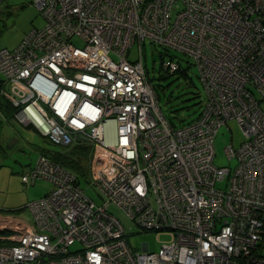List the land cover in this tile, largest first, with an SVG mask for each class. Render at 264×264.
I'll list each match as a JSON object with an SVG mask.
<instances>
[{"label":"built area","instance_id":"obj_1","mask_svg":"<svg viewBox=\"0 0 264 264\" xmlns=\"http://www.w3.org/2000/svg\"><path fill=\"white\" fill-rule=\"evenodd\" d=\"M33 3L45 22L0 48L1 94L19 123L53 143L94 144L90 175L104 202L39 154L22 181L51 188L26 204L33 223L0 213L10 242L0 264H264V0ZM145 40L192 58L205 89L195 120L175 127L162 113ZM161 68L172 74L180 62L164 58ZM229 119L244 139L224 148L234 165L220 166L213 139ZM110 203L170 239L132 250Z\"/></svg>","mask_w":264,"mask_h":264},{"label":"rangeland","instance_id":"obj_2","mask_svg":"<svg viewBox=\"0 0 264 264\" xmlns=\"http://www.w3.org/2000/svg\"><path fill=\"white\" fill-rule=\"evenodd\" d=\"M45 22L43 15L33 0H1L0 1V48L15 47L32 28L41 27ZM72 41L82 46V41ZM139 44L135 42L128 53L133 60L138 57ZM142 56L148 78L158 97V105L164 116L178 127L196 119L205 103V89L199 77L198 68L192 58L175 49H166L162 45L145 40L142 45ZM173 57L180 62V71L173 74L161 68L162 59ZM259 99L258 94H255ZM262 109L264 103L260 102ZM0 213L20 216L33 223L32 215L26 204L37 199L51 188V184L42 179L34 183H24L22 174L28 171L37 161L43 149L51 153L63 152L70 160L79 161L81 170L70 168L79 178L85 193L96 205L104 202L100 188L93 183L90 175L91 156L94 144L85 140H75L69 145L53 143L39 134L31 126L19 123L14 115L4 118L0 114ZM14 137L17 141L11 146L9 141ZM243 133L234 119H229L220 126L213 139L214 163L220 166L234 165L228 161L224 148L232 144L238 147L243 141ZM220 184V183H219ZM218 184V185H219ZM108 212L116 216L126 229V241L134 251H141L142 244L147 243L151 251H157L161 244L170 239V235L162 232L159 235L152 230H142L116 205L110 203ZM6 244V243H5ZM8 244V243H7ZM79 244L71 246L74 249Z\"/></svg>","mask_w":264,"mask_h":264},{"label":"trees","instance_id":"obj_3","mask_svg":"<svg viewBox=\"0 0 264 264\" xmlns=\"http://www.w3.org/2000/svg\"><path fill=\"white\" fill-rule=\"evenodd\" d=\"M172 58V57H171ZM195 65V64H194ZM181 68V66H180ZM180 68L179 70L177 71H180ZM176 71V72H177ZM175 73V72H174ZM173 74V73H172ZM3 76L2 74L0 73V114H2V116L4 118H9L10 116H13L14 115V107L10 104V102L3 97V95L1 94V89L3 88ZM2 127V121L0 120V129ZM33 128V127H32ZM47 138V137H46ZM48 139V138H47ZM40 154H44V155H47L49 156L52 160H54L55 162L59 163L61 166H63L64 168L66 169H69L71 170L70 168H73V169H76L78 171L79 174L83 175L82 173H80V171L78 169L81 170V166L78 165V162L79 161H73V160H70L68 158V156L63 153V152H54V153H51L49 152L48 150H45L43 149L42 152ZM70 167V168H69ZM72 171V170H71ZM73 172V171H72ZM75 173V172H74ZM76 174V173H75ZM77 176V175H76ZM78 178V176H77ZM79 179V178H78ZM1 234H8L9 231L8 230H3V231H0ZM7 244V243H10L8 240H2L0 239V244Z\"/></svg>","mask_w":264,"mask_h":264},{"label":"water","instance_id":"obj_4","mask_svg":"<svg viewBox=\"0 0 264 264\" xmlns=\"http://www.w3.org/2000/svg\"><path fill=\"white\" fill-rule=\"evenodd\" d=\"M77 139H80V138L77 137ZM15 141H17V138H16V137H14L13 139H11V140L9 141L8 145L11 146L12 143L15 142Z\"/></svg>","mask_w":264,"mask_h":264},{"label":"crops","instance_id":"obj_5","mask_svg":"<svg viewBox=\"0 0 264 264\" xmlns=\"http://www.w3.org/2000/svg\"><path fill=\"white\" fill-rule=\"evenodd\" d=\"M24 219V218H23ZM26 221V219H24Z\"/></svg>","mask_w":264,"mask_h":264}]
</instances>
